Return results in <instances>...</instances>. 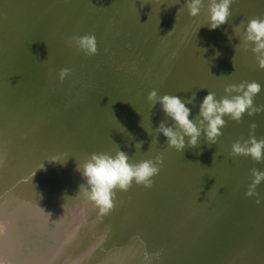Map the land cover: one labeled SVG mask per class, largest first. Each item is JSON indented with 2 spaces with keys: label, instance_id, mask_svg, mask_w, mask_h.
<instances>
[{
  "label": "water",
  "instance_id": "water-1",
  "mask_svg": "<svg viewBox=\"0 0 264 264\" xmlns=\"http://www.w3.org/2000/svg\"><path fill=\"white\" fill-rule=\"evenodd\" d=\"M40 1L41 3L39 4H37L35 0H12L11 2L8 1L5 5H1L0 3V10L3 8L4 10H7L6 16H1L0 14V156L3 153L5 154L8 146H11V143L15 141V139L18 141L21 138L20 136L26 133L23 132V130L30 126L37 129L39 135V138L34 141V144H32L31 147L42 151V153L49 148V143H46L48 136L46 134L51 131L52 120L55 121L53 115L51 120L46 117V111L49 104L52 105L53 97L55 98L56 94H59L62 90H66L68 87L75 86L80 89V87L76 86L77 81L72 77H70L71 82L64 81L62 88H60L59 83L61 81H58L59 78L57 72L64 67L72 68L71 64L75 61V56L78 57L81 53L77 49L75 50V48L67 45V35L69 37L70 31L74 30L77 32L78 27L87 25V22L85 23V16L83 18L79 17V6H82L83 4L89 5V2L92 1ZM119 1V10L113 14L115 18L118 15L120 16V20L118 19L119 24L117 25V30L119 31L120 29L123 31L124 28L126 30L125 33L123 32L124 36H135L136 43L143 46V52L138 53L139 56L141 54L138 66L142 67L144 70H148L151 75H157V72H153V67L157 65L160 66L161 71L166 78V80L163 81L173 95H178L182 99H188L193 93L196 94L198 101L195 100L194 104L187 105L192 110L190 119H195L199 111V104L202 102L204 94H208V91L214 92L217 99H219L225 95L222 84L227 82V80L230 79L233 83H239L244 80L253 81V78H250V80L246 74L243 75L242 71L236 69L238 66L247 65L254 77L259 76L260 73H264V70L258 67L250 46H247L249 49L248 54L243 51L240 59L236 58L237 56L234 54V62H230V66L234 64L236 65V67L232 66L234 71L219 70L218 66L220 63H218L216 55L218 49L222 50V48H224V50L231 49L234 51L235 46L239 44L245 45L243 42L240 43L239 37L235 35L234 27L238 26L244 19L255 16L264 18V0H234L230 6V18L233 21L229 24L227 23L228 25L225 33L220 35L218 31H214L213 34L206 33L205 37V27L209 23L207 10L208 0H204V5L201 8L200 14L195 17L189 15L187 8L182 7L183 4L186 3V0ZM257 1H260L263 4L259 5ZM39 13L43 16L40 17ZM92 17L94 16H89L88 18L91 19ZM3 25H5V27H3ZM5 28L8 29L7 33ZM222 32L224 31H221V33ZM40 34L42 36L41 39ZM125 40L128 41L129 39L122 37L120 41L116 40L118 45L121 46L118 47L119 49L124 50L122 47L127 46L128 42ZM218 40L222 41L223 47L220 46L215 50ZM54 44H56V46H54ZM35 45L39 50L30 53L29 51L32 50V47ZM212 45L215 47H212ZM126 51L128 53L127 59L131 60V55H129V53L134 51L132 49H126ZM134 53L137 56V53ZM48 58L55 64V72H51V67H49V63L47 62ZM44 61L46 62L41 63ZM29 69H32V71L29 72ZM191 73H193L195 79L194 83L189 86L188 76L192 78ZM31 75H38L43 82L42 86H32L30 83V80L32 79L30 78L32 77ZM186 75L187 78L184 77ZM52 82L56 83L58 89L52 85ZM110 82L111 81L101 89V92L106 94L107 97L115 100L117 104L119 103L112 107V110H115L112 114V119L117 123L118 127H115L114 132H116H113L114 134L111 137V145L115 144L114 138H118V142L121 141L122 144L129 147L128 143H123V136L125 134L124 120L129 117L126 112H130L125 103L135 97L134 89H136V87L132 84L126 87L122 86L118 88L120 89L118 90L109 85ZM258 82L262 85V91L254 98V103L256 105H262L264 104V81L259 79ZM147 87L146 84L145 88ZM112 94L114 96H112ZM121 109L123 110L122 114ZM224 119L227 123L222 129L223 134L218 138L217 143L213 144V148L210 147L202 135L196 147H186L183 152L188 151L191 153L192 157H199L198 153H202L200 156L205 157H208L209 155L214 156L216 153V159L218 160L222 155L228 165L227 168H224L225 173H220L221 175H219L213 171L209 174L208 179L203 177V181L212 179L219 180L222 176L225 180H245V178H250L251 180V176H248L246 171L250 174V169L252 168L264 170V163H257V165L255 164L256 167L252 163V166L248 167V164L252 161L251 158L245 156L233 157L230 155V150L232 149L234 141L241 137L245 139L249 137L251 131L249 125L253 122L257 125L254 131L255 136L258 139L264 138V112H258L253 116H249L245 113L242 122L240 123L230 119H228V121L226 118ZM73 120L75 119L72 118L71 121ZM56 121H60V119H57ZM111 121V119H107L103 123L101 121V126L99 125V128L96 127L98 128V132L95 133L94 136H91V143L93 146H96L95 148L103 144L101 136L103 131L106 132L107 128L112 126L113 123ZM75 122L77 123L76 120ZM145 123L146 121L143 124ZM171 123V120H169L170 125ZM59 128L62 129V125H59ZM77 128L79 129L78 126ZM160 134H157L155 138H152L151 140H147L143 137L142 132L141 141L144 143L141 148L145 149L150 146L152 152L153 149L159 146L162 151V147L165 148L167 144H164V137L162 138L163 135L161 136ZM80 138L81 140L77 143L82 145V138H85V136ZM98 139L99 141H96ZM164 139L167 141V137ZM62 140L67 141L68 139L63 135ZM85 143L88 145L87 148L89 149V141H86ZM113 147H116V144ZM197 147H201V149L197 150ZM21 149L22 147H16V152L21 151ZM66 150H68V148H66ZM84 151H82V154L80 155L81 157L78 158H83ZM61 152H58L56 155H58L60 159L65 158L64 165L67 167L65 171L72 169L77 165V163H74L75 158L73 159L72 157L69 161V158L65 157L70 153ZM92 152L96 151L93 149L90 153ZM112 153L114 154L115 152ZM146 154L147 150L145 149L144 157L147 158L148 155ZM34 157L37 160V155H34ZM210 159L209 161H211ZM25 161L26 158L24 159V162ZM69 163L73 165L71 168ZM197 166H199V164H197ZM31 167H33V165H31ZM202 167L212 169V167L208 166L206 163L202 164ZM18 171L22 175L23 172L30 173L32 170L27 171L25 166L21 165ZM65 171H62L61 173L59 172V177L65 178L64 180L69 181L66 183L64 180H61V184H65V186L68 184L70 193L74 194L72 195L73 198H68L66 196L69 195L63 196L62 194L52 197L53 193L45 192L48 190V186H44V191L41 192L43 198L39 199L42 200V202H39L38 200L32 202L36 207L33 217H36L34 219L37 220L38 224H36L35 221L32 222V220H30L29 224H26L24 227L22 223L25 236L27 238L31 236L34 244V246L29 248L28 252L26 249L25 257H27V255H32L36 249L38 257L35 258V264H40L41 262L45 264H65L64 258L60 257L53 260V256L59 253L56 251L58 246L55 247L56 249H53V242H59L60 240L65 239L66 230L65 232H62V229L64 226L67 227L68 223L74 217L73 214L69 215V213L64 212V201L69 204L71 201H74L73 209L76 208L78 205L76 206L75 204L77 201H80V199L75 193L76 191H79L80 182L84 183L85 181L82 174H80L77 169H72V172L67 174ZM238 173L240 175H238ZM242 174L244 177L241 176ZM75 176L77 177L76 179L74 178ZM223 178L222 180H224ZM73 180H76V182ZM57 183L56 180V185L58 186ZM10 193L11 190L8 191L6 195H12ZM50 195L52 197L51 199L48 198ZM22 196H19L16 199L20 200ZM62 196L64 198H62ZM125 199H128V196H125L120 200L121 204L118 209L126 205L124 203V201L126 202ZM255 200L257 199L254 197H250V199L247 198V200H240V198L231 199L229 201L225 200V198L219 200V198L214 195H212L209 203L204 200L203 204H201L205 206L201 208L203 217L200 221L202 222L201 226L197 228V231L188 235L186 233H181L178 237L174 236V245L176 246V249L173 250L172 247V251H175L176 253L171 252L170 254H173L176 257L177 261L175 264H177V262L178 264H188V258L186 261L180 259L183 255L188 257V253L192 254V257H197L195 260L200 259V261H204L205 264H264V223H262L261 229L254 232L252 230V225L249 222L245 224L244 221H242L245 214H247V212H244L245 209L243 208H246L247 211L250 209L253 214H258L255 210L257 209V203ZM136 201L137 200H135V202ZM226 201L227 208L224 207ZM221 206L224 207L223 211ZM237 206L238 208L236 210ZM45 207L50 209L49 213L51 215L47 212H43V210L41 211V214L39 213V210ZM79 208L80 211H77V213H79L82 222L78 227L79 232L77 233L75 240L78 246L76 243L71 244L70 251L66 254V257H68L69 262L72 264H86V261H83V258L87 259L89 257L90 259H94V255H92V253L89 254L88 250L78 249L83 247L81 245L85 241L86 236H88V238L94 236L93 239L97 238L99 235L108 237V235H105L104 231L105 229L107 230L109 221L111 220L110 216L113 213L112 209L107 214L108 216L102 227L100 229L98 227V234L94 229L91 236L90 233L88 234V221L91 219V215L88 214V211H91L94 208L91 209V206L86 209H84V207ZM118 209L116 210L118 211ZM144 209L146 215H148V220H151V215V218H154V215L152 214L153 211L148 209L145 205ZM214 210H219L220 212L214 213ZM45 218L48 219L45 220ZM51 218L54 220V223L51 222ZM124 218H126L125 214ZM229 221V225L232 224L233 226L232 231L226 232V225L224 222L228 224ZM115 223L113 225L114 227L112 226L108 229L111 230L113 228V230H118L123 227L125 221L124 219L123 221H119L117 216ZM33 228L39 232V235H32ZM70 228L72 229V227ZM108 241L111 242V239ZM85 242L93 244L91 239H89V242ZM170 242L172 243V241ZM243 242L246 245L241 244ZM238 243L240 244L235 247ZM25 245L26 244H24V246ZM66 246L67 241H65V246L63 247L62 252L65 250ZM180 249L186 253H181ZM144 256L135 257L136 259L133 258L130 260L122 257L120 260L124 261V264H141L140 262L142 259L146 258V256ZM22 261L23 264L26 262V260ZM158 261L159 260L156 262ZM103 264L109 263L105 260Z\"/></svg>",
  "mask_w": 264,
  "mask_h": 264
},
{
  "label": "bare ground",
  "instance_id": "bare-ground-1",
  "mask_svg": "<svg viewBox=\"0 0 264 264\" xmlns=\"http://www.w3.org/2000/svg\"><path fill=\"white\" fill-rule=\"evenodd\" d=\"M8 1L11 2L12 0H0V3L1 5H5L7 4ZM35 1L37 2V4L41 3L40 0H35ZM91 1L93 2V4L98 6L97 5L98 0L96 1V3L94 2V0ZM110 1L114 5L115 10H119L118 4L120 1L119 0H110ZM124 1H131V0H124ZM135 1L137 2L138 0ZM92 2H89V5L83 4L82 6H79L80 8V10L78 11L79 17L83 18L85 16L84 17L86 20L85 23L87 22L86 23L87 25L78 27L77 32H75L74 30L70 31L69 37L75 34L82 35L85 33H94L97 38L98 53L92 56H87L81 52L78 57L75 56L76 59L71 64L72 66L71 74L64 81L71 82L70 77H72L77 81L76 86L80 87V89H78L75 86L68 87L66 90H62L59 94H56L55 95L56 97L55 98L53 97L52 105L49 104V107L47 108L46 111V117L49 120H51L53 115V118H55V121L52 120L51 131L46 134L48 135L46 143H49V148H47L42 153V151H39L38 149L31 147L32 144H34V141H36L39 138V135H38V130L30 126L31 128L29 127L23 130V132L26 133L22 134L20 136L21 138L18 141L15 139V141L11 143V146H8L7 152L5 154L3 153L0 156V196H1V191H6V190L9 191L11 190V192L14 191V193H17V197L23 195L22 198L18 200L21 203H23V205L27 209H30L28 210L29 212L25 214V217L16 216L15 218L10 219L8 221L9 222L8 224H5V231L8 234L9 238L11 236L12 237L14 236V239L12 240V242H10V246L12 247V249H14L13 253L15 254L14 255L15 257L11 256L13 257L10 258L12 262H7V263L4 262V264H19V263L23 264L22 260H26L24 264H35V260H36L35 258L38 257L36 249L34 250L32 255L30 256L27 255V257H25L26 249L28 252L29 248L31 246H34V244L31 236L29 238L25 236V231L22 227V223L24 227L26 224H29L30 220H32V222L35 221V223L38 224L37 220L34 219L36 217H33L36 207L32 202L37 200L39 202H42V200L39 199L43 198L41 192L44 191L43 189L44 186L45 187L48 186V190L45 192L53 193L52 197L62 194L63 196L69 195L66 196L68 198H73L72 195L74 194L70 193L68 184L67 186H65V184L64 185L61 184V180H64L65 178L59 177L60 173L62 171H65V169L67 168L64 165L65 158L60 159L59 156L56 155L58 152L61 151H63L64 153L65 152L70 153L68 156L67 155L65 156L69 158V161L73 157V159L75 158L74 163H80V164H82L84 160L88 158V156L91 154L90 151L93 149L96 152L112 153V152H116L120 148L121 150L125 151L129 155V157H132V160L136 162L144 159H153L157 155H162L164 158V163L161 167L159 174L153 178L154 183L152 187L147 188L142 185H137L133 183L128 191L117 190L115 197V207L113 208V213L110 216L111 220L108 225L109 227H112L115 223L117 216L119 221H123L124 219L126 223L123 225L122 228L118 229L119 231L115 229L113 230V228L111 230L108 229L107 233H105V235H108V237H105L104 235L102 236L99 235L97 237L99 238L101 236L99 239L97 238L93 239L94 236L91 238H88V236L85 237V241L89 242V239H91V241H93V244L86 243L84 241L81 245L83 247L82 248L80 247L78 250H88L89 254L92 253V255H94L93 256L94 259H90L89 257L87 259L83 258V261H86V264H103L105 260H107L109 264H122V263L124 264V261H121L120 258L125 257V259L130 260L135 257H141L144 255L146 256V258L142 259V261L140 262L141 264H175L177 261L176 257L173 254H170L171 252L176 253L175 251H172V247L173 250L176 249V246L174 245L175 244L174 236L178 237L180 236L181 233H186L188 235L194 233V231H197V228L201 226V222H202L200 221L203 217L201 208L205 206L201 204H203L204 200L207 203H209L212 195L218 197L224 194L229 195L228 197L229 200L235 198H240V200H247V198L250 199V197L245 195L246 191L248 190L249 184L251 183L250 178L248 179L245 178V180H234L235 183L238 182L239 185L242 186L243 191H238L239 188L236 189L233 180H231L233 191H229V192H227L224 182L230 180H225L224 178H223L224 180L220 178L219 180H213V179L206 181L202 180L203 177L208 179L209 174L213 171L215 172L216 168H218L216 166L221 165L220 163L223 161L222 160L223 158L219 159L220 161L215 158V162H214V156L209 155L208 157L207 156L205 157V156H200L202 155V153H198L199 157L196 156L192 157L191 153H189L188 151L180 152L174 148H170L167 146L165 148L162 147V151L160 150L159 146L158 147L156 146L157 148L153 149L152 152L150 150V146H148L147 148H145L147 150L146 155H148L146 158L144 157L145 155L144 148L136 149L135 145L137 142L141 141L142 132H143V137H145V139L147 140H151L152 138H155L157 134H160L155 129L158 128L160 121L165 117L163 111L161 110V105L159 103H157L155 107L152 108L151 104L148 102L147 96L149 92L154 88L155 90H157L158 95L161 96L164 94H172V93L171 90L167 88L166 84L163 81L166 80V78L165 75L162 73L160 66L157 65L153 67V72H157V75L155 74L151 75V73L148 72V70H144L142 67L138 66V63L140 61L139 58L141 57V54L139 56L138 53L143 52V46L141 44L139 45L138 43H136L135 36L133 35L132 37L124 36L123 32L124 33L126 32L124 28L123 31L119 29V34L114 32L110 33V31H107L106 33L105 29H101V27H104L106 24V20L103 17V14L105 12L104 6L100 10L99 12L100 14L93 13V11L92 13L87 14L90 8L93 7L94 10V8L96 7L95 5L92 4ZM103 2L104 1H102L101 3ZM257 3L259 5L263 4L260 1H257ZM115 12H113V14ZM0 14L1 16H6L7 10H4L3 8L2 10H0ZM39 15L40 17L43 16L41 13H39ZM89 16H94V17L90 19L88 18ZM108 17H112L111 19L113 20L116 19L118 21L120 16L118 15L115 18L114 16H112V12H109L105 16V18ZM232 21L233 20L229 18L228 24L231 23ZM114 22L115 24L113 25L117 27L119 23H117L116 21ZM3 27H5V25H3ZM112 28L113 31H118L117 28L116 29L115 27ZM208 28H209L208 26L205 27L206 32L211 30L210 28L209 29ZM5 30L7 33L8 29L5 28ZM226 30L227 28L223 30L224 33ZM9 34H10V30H9ZM109 37H111L110 39H113L111 40V42L114 41L115 48L108 49L105 47L104 48L105 52H104L103 46ZM122 37H126L129 39L128 41L125 40L126 42H128V45L135 46L136 49L133 51L137 53L139 58L136 55H134L133 57V55L129 53V55H131L130 57L131 60H128L127 59L128 53L127 52L126 54L124 53L126 51V47H122L124 48V50L118 48L121 46L118 45L116 40L120 41ZM41 38L42 36L40 34V39ZM218 42H222V41L218 40ZM109 45L112 46L113 43H110ZM54 46H56V44H54ZM220 46H222L221 43H219L218 48ZM242 47L244 48V50ZM37 50H39V48L35 45L32 47V50H30L29 52L34 53ZM119 51H123V52H119ZM243 51H245L247 54L249 51L246 45L243 44H240L237 49L235 46L234 51L230 49V50H226L225 53L223 48L222 50L220 49L219 55L216 54L218 58V63H220V65L218 66L219 70L234 71L233 68H230L231 66L229 64L230 63L229 61L230 60L232 61L233 58H235L234 54L237 56L236 58L240 59L242 57L241 53H243ZM76 60H79V62H77ZM47 62L49 63V67H51V72H55L54 70L55 64L51 62L49 58ZM132 64H135V66L134 65L130 66ZM236 69L242 71L243 75L246 74L247 77H249V79L253 78L252 79L253 81L258 82L259 79L261 81H264V73H260L259 76L254 77L247 65L238 66V68ZM31 71L32 69H29V72ZM191 75L192 78L188 76L189 86L194 83V79H195L193 73H191ZM31 76L32 77L30 78L32 79L30 80V83L32 86L35 85L42 86L43 82L38 75H31ZM184 77L187 78V75ZM109 81H111L109 85L115 87L116 89L122 86L126 87L132 84H134V86L136 87V89H134L135 97L125 103L128 106V109L130 110L131 114L129 111L126 110L127 116L129 117H127V119L124 120L125 134L123 136V143H128L129 147L126 146L125 144H122L121 141L118 142V138H114L116 147H113L115 144L111 145V137L116 132V131L114 132L115 127H118L117 123L112 119V114L115 111L112 110V107L115 106V104L118 105L119 103L117 104L115 100L107 97L106 94H103L101 92V89H103L105 85L109 83ZM63 82L59 83L60 88H62ZM146 84L148 86L147 88H145ZM52 85L56 89H58L56 83L52 82ZM222 87L225 88V85L222 84ZM79 92H83V93H79ZM112 96L114 95L112 94ZM137 98L143 100V104L145 105V107L139 106L137 104L136 102ZM147 104L150 106V109H152L150 110V114L154 113L155 115L156 118L155 125L149 127L150 129H147L148 127L142 129V126L144 125L143 123L146 121L145 116L149 113V109L148 107H146ZM144 110H146L147 112H145ZM122 112L123 110L121 109V114ZM72 118H74L78 124L75 122V120L71 121ZM224 118H226L227 121L229 119L227 116H225ZM57 119H60V121H56ZM107 119H111L112 120L111 122L113 124L111 127L107 128L106 132L103 131V134L101 136L103 140V144L95 148L96 146H93L91 143V138H92L91 136H94L95 133L98 132V128ZM59 125H62V129L59 128ZM77 126L79 127V129L77 128ZM146 126H149V124H146ZM148 132L150 133V135ZM63 135L66 139H68L67 141L62 140ZM160 135L161 136L163 135L162 138L163 137L166 138L163 133H161ZM83 136H85V138H82L84 141L82 140V145H81L80 143L77 142L80 141L81 140L80 137ZM164 138H163V142L166 145L167 141H165ZM86 141H89L90 144L89 149L91 150L87 148L88 145L85 143ZM96 141H99V139ZM16 147H22L21 151L16 152ZM210 147L213 148V144H211ZM66 148H68V150H66ZM85 149H87L88 151ZM198 149H201V147H197V150ZM82 151H84L83 158H78L81 157L80 155L82 154ZM34 155H37L36 157L37 160L35 159ZM25 158H26L25 162L27 163L24 162ZM209 159L211 161H209ZM205 163L208 164V166H211L212 169L209 168L206 169L202 167V164ZM252 163L254 164V166L255 164L257 165V163L252 160L251 163L248 164V167L252 166ZM197 164H199V166H197ZM21 165L22 166L24 165L27 171L28 170H32V171L30 173L23 172L21 175L20 172L18 171ZM31 165H33V167H31ZM69 165L70 168L71 166H73L70 163ZM227 166H228L227 164L225 167L221 166V169L225 171L224 168H227ZM72 169H77V165H75ZM72 169L65 171V173L67 174L72 172ZM14 174L15 176L13 177ZM246 174H249V172L246 171ZM241 176L244 177L243 174ZM74 178L76 179L77 177L75 176ZM56 180L58 182L57 183L58 186L56 185ZM64 181L67 183V181L69 180H64ZM73 181L76 182V180ZM81 184H83V182H80V185ZM78 192L79 191H76L75 194L79 197L80 201H77V203L75 204L76 206L78 205L76 208L73 209L74 201H71L70 204L64 201L65 204L64 212L69 213V215L73 214L74 216L71 219V221L68 223L67 227L64 226L62 229V232L63 231L65 232L66 230V237L64 240L62 239L59 242H53L54 244L53 249H56L55 247L58 246L56 251L59 252L58 254H55L53 256V260L61 257L65 259L64 262L65 264H72L71 262H69V259L68 257H66V254L68 251H70V245L76 243L75 241L76 236L77 233L79 232L78 227L81 225L80 223L82 222V220L79 217V213H77V211H80L79 207L81 208L84 207V209H86L89 206H91V209L94 208L93 210L88 211V214L91 215V219L90 221H88V234L90 233L91 236H92V231L94 229L95 231H97L98 234L99 229L105 223L104 221L108 216L107 214L101 216L99 214V210L94 205V203L85 199L86 197L83 195V192H81L80 194H78ZM256 192L258 193V196L254 195L251 197H254L257 200L259 199L260 201V203H257V200H255V202L257 203V209L255 210L258 212V214L257 213L253 214V212H251L250 209H248L247 211L246 208H243L245 209L244 212H247V214H245V217L243 216L244 219L242 220L244 221L245 224L249 222L252 225V230L254 232L256 230L261 229L262 223H264V182H262L256 188ZM63 196L62 198H64ZM125 196H128V199H125L126 202L124 201V203L125 204L128 203V206L130 204V208L129 211L127 212L126 218H124V210H123L126 208L125 205L122 208L118 209L119 205L121 204L120 200ZM52 197L51 195L48 196V198L50 199ZM135 200L137 201L135 202ZM186 202L189 203L188 208L185 209L184 207H182L181 210L180 208L178 209V206H180L181 204L183 206L184 203ZM144 205L147 206L148 209L153 211L152 214L154 215V218H151L152 217L151 215L150 217L151 220L147 219L148 215H146ZM231 208L234 209L233 207ZM237 208L238 206L236 207V210ZM116 209H118V211ZM221 209L223 211V208ZM42 210L43 212H47V213H49L50 211V209L47 207L41 208L39 210L40 214L42 213L41 212ZM218 212L220 211L214 210V213H218ZM166 213L170 216L168 217L169 218L168 222L165 216L163 217V215H165ZM46 219L48 218H45V220ZM51 222L54 223V220L52 218H51ZM224 223L226 225L225 226L226 232L228 231L231 232L233 226L232 224L229 225L230 221L228 222V224L226 222ZM70 227H72V229ZM32 232H33L32 235L34 234L39 235V232H37L34 228L32 229ZM152 234L153 235L159 234L160 240L154 242L155 239L151 237ZM115 237H117L116 241L114 240L115 242L111 244L108 240L111 239V241H113ZM65 241H67V246L65 247V250L62 252V249L65 246ZM170 241H172V243ZM24 244L26 245L24 246ZM239 244L240 243L236 244L235 247ZM241 244L246 245L244 242ZM180 252L186 253L182 250ZM187 258H188L187 261L188 264H205L204 261L202 260L200 261V259L195 260L197 257H192V254L189 253H188V257L183 255L180 259H184L186 261ZM157 260L159 261L156 262ZM40 264H45V263L41 262Z\"/></svg>",
  "mask_w": 264,
  "mask_h": 264
},
{
  "label": "clouds",
  "instance_id": "clouds-1",
  "mask_svg": "<svg viewBox=\"0 0 264 264\" xmlns=\"http://www.w3.org/2000/svg\"><path fill=\"white\" fill-rule=\"evenodd\" d=\"M233 2L234 0H208L207 26L210 29L214 30L229 22L230 6ZM203 5L204 0H186L182 7L187 8L189 15L195 17L200 14ZM234 32L239 37L240 43L243 42L246 47H251L258 67L264 70V18L255 16L244 19L234 27ZM66 43L87 56L98 53L97 38L94 33L72 35L67 38ZM71 71L68 67L59 69L57 72L59 80L63 82L67 79ZM261 91L262 85L259 82L248 80L226 84L225 95L219 99L214 92L208 91L199 104L195 119H190L192 110L187 106L195 103V93L188 99H182L173 94L158 95L157 90L153 89L149 92L147 100L152 108L159 103L165 116L155 130L167 137L168 147L183 152L186 147H196L202 135L209 145L216 144L227 123L225 116L240 123L245 113L253 116L258 112H264V104L254 103V98ZM169 120L172 122L171 125ZM249 127L251 129L249 137L247 139L241 137L234 141L230 155L250 157L256 163H264V138L258 139L255 136L254 131L257 127L255 122ZM143 143V141L137 142L136 149H141ZM215 158L216 153L214 162ZM163 163L162 155L136 162L120 148L114 154L93 152L82 164L77 163V170L85 180V183L80 185L78 194L83 192L86 199L97 207L99 214L106 215L115 207L117 190L128 191L133 183L147 188L152 187L153 178L159 174ZM250 176L251 183L245 195L258 196L256 188L264 182V170L252 168ZM257 203H260L259 199Z\"/></svg>",
  "mask_w": 264,
  "mask_h": 264
},
{
  "label": "rangeland",
  "instance_id": "rangeland-1",
  "mask_svg": "<svg viewBox=\"0 0 264 264\" xmlns=\"http://www.w3.org/2000/svg\"><path fill=\"white\" fill-rule=\"evenodd\" d=\"M96 1L97 0H94V2L96 3ZM102 1H104L103 3H101ZM108 2V3H107ZM101 3V4H100ZM100 4V5H99ZM104 4V5H103ZM93 5H95V4H93ZM97 5L98 6H96L95 8H94V10H93V7L92 8H90L89 10H88V12H87V14H90V13H92V11H93V13H98V14H100L99 12H100V10L103 8V6H105V12H104V14H103V17H104V19L106 20V24H105V26L104 27H101V29H105V32L107 33V31H110V33L111 32H114V33H117V34H119V31H113V28L112 27H115V29L117 28L115 25H113V24H115V22L114 21H116L117 23H118V21L115 19V20H113V19H111L112 17H108V18H105V16L109 13V12H112V16H113V12H115V11H118V10H115V8H114V5L111 3V1L110 0H98V2H97ZM102 5V6H101ZM227 23H225V24H223V25H221V26H219L218 28H216V30H209V32L207 31L206 33H211V34H213V32L214 31H219L218 33L219 34H223L224 32H222L221 33V31H223L225 28H227ZM206 33L204 34V37L206 36ZM218 34V35H219ZM102 35H104V34H102ZM101 35V36H102ZM111 37H109L108 39H107V41H106V43L104 44V46H103V51L105 52V47H108V49H110V48H115V45H114V41L113 42H111V40H113V39H110ZM110 43H113V45L112 46H110L109 44ZM219 43H221V45H222V42H218L217 43V46L215 47L214 45H212V47H215V50H217L218 49V45H219ZM126 47V49H132V50H135L136 48H135V46H132V45H128L127 44V46H125ZM222 47H223V45H222ZM223 50H224V48H223ZM119 52H123V51H119ZM126 52L127 51H125L124 53L126 54ZM226 52V50H224V53ZM218 53H220V50L218 49ZM130 54L131 55H133L134 54V52H130ZM217 54V53H216ZM135 55V54H134ZM111 56V55H110ZM137 57H138V55H137ZM139 58V57H138ZM77 62H79V60H76ZM229 62H233V60L231 61H229ZM230 64V63H229ZM135 66V64H132V65H130V66ZM75 66V65H74ZM232 66H236V65H232ZM230 67V68H233V67ZM238 68V67H237ZM219 69V68H218ZM141 72V71H140ZM143 76V75H142ZM144 77V76H143ZM229 83H233L232 81H230V79L229 80H227V82H225L224 83V85L226 86V84H229ZM154 89V88H153ZM79 93H83V92H79ZM202 94H203V92H202ZM206 96V94H204V97ZM145 99V98H144ZM137 101V104L139 105V106H144L145 107V105L143 104V100L142 99H140V98H137L136 99ZM136 102H135V104H136ZM146 107H148V109H149V113L145 116V120H146V123L142 126V129H144V128H146V127H148L147 129H150L149 127H152L153 125H155V115H154V113L153 114H150V110H152V109H150V106L147 104L146 105ZM145 112H147L146 110H144ZM151 121H152V123H151ZM146 124H149V126H146ZM147 129H145V130H147ZM152 129V128H151ZM230 152H231V150H230ZM223 157H222V155H221V157H220V159H222ZM221 165H217V171L215 170V172L216 173H218L219 175H221L220 173H225V171L224 170H222L221 169V166L223 167L224 165L226 166V162H225V160L223 159V161L220 163ZM221 171V172H220ZM238 175H240L239 173H238ZM9 176H11V175H9ZM15 176V174L13 175V177ZM232 176V175H231ZM248 176H249V174H248ZM247 176V177H248ZM223 178V176L220 178V179H222ZM239 179H240V177H239ZM18 180V179H17ZM240 180H243V179H240ZM234 182V181H233ZM224 184H225V187H226V189H227V192H229V191H233V188H232V182H231V180L230 181H225L224 182ZM234 186H235V188L236 189H238V191H243V188H242V186H240L239 185V183L237 182V183H235L234 182ZM232 188V189H231ZM9 190H6V191H1V196H0V264H4V262L5 263H7V262H12L11 260H10V258H13V257H15L14 255V253H13V251H14V249H12V247L10 246V242H12V240L14 239V236L12 237H10L9 238V236H8V234L6 233V231H5V224H8L9 222V220L10 219H12V218H15L16 216H22V217H25V214L26 213H28L29 211L28 210H30V209H27L24 205H23V203H19V200L18 199H16L17 198V193H14V191H12L10 194H12V195H6V193L8 192ZM222 196H224V197H222ZM228 197H229V195L228 194H224V195H220V196H218L217 198H219V200H222V199H224L225 198V200H228L229 201V199H228ZM18 203H19V205H18ZM223 203V202H222ZM226 203H227V201L224 203V207L226 208V207H228V206H226ZM18 205V206H17ZM223 206V205H222ZM221 206V208H224V207H222ZM125 209H123L124 210V214L125 215H127V212L129 211V208H130V204H129V206H128V203L125 205ZM182 207H184L185 209L186 208H188L189 207V203L188 202H186V203H184V205L182 206V204L180 205V206H178V209L180 208V210H181V208ZM168 213V212H167ZM165 214V215H163V217L165 216V218H166V220H167V222H168V220H169V218L168 217H170L168 214ZM162 217V218H163ZM109 221V220H108ZM165 222V221H164ZM109 223H110V221H109ZM125 223H126V221H125ZM124 223V224H125ZM166 223V222H165ZM99 224V223H98ZM97 224V225H98ZM107 228V227H106ZM108 228H109V225H108ZM108 228H107V230L105 229V231H104V233H106V231H108ZM121 232V231H120ZM151 237H153V239H155L154 240V242H156V241H159L160 240V236H159V234H152V236ZM116 238L117 237H115L114 239H113V241H111L110 243L111 244H113L115 241H116ZM11 239V240H10ZM115 240V241H114ZM163 241V240H162ZM14 242H16V241H14ZM151 242V241H150ZM154 242H152V243H154ZM110 244V245H111ZM106 245V244H105ZM161 245V244H160ZM159 245V246H160ZM11 256H13V257H11ZM16 260V259H15ZM17 262H18V260H17Z\"/></svg>",
  "mask_w": 264,
  "mask_h": 264
}]
</instances>
